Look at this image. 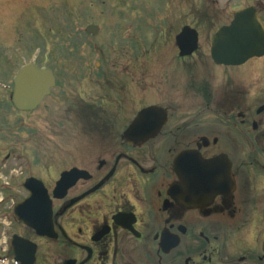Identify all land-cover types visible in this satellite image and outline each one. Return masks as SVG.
Segmentation results:
<instances>
[{
  "label": "flooded vegetation",
  "instance_id": "flooded-vegetation-1",
  "mask_svg": "<svg viewBox=\"0 0 264 264\" xmlns=\"http://www.w3.org/2000/svg\"><path fill=\"white\" fill-rule=\"evenodd\" d=\"M12 18L0 12V192L9 195L0 200V264H264V84L247 66L253 59L223 88L200 82L194 106L166 94L144 106L137 59H32L16 69ZM28 63L53 80L37 107L20 110L15 78ZM151 105L155 113L131 128ZM34 113L40 135L73 131L40 173L27 154ZM39 186L47 196L18 209Z\"/></svg>",
  "mask_w": 264,
  "mask_h": 264
},
{
  "label": "rangeland",
  "instance_id": "rangeland-1",
  "mask_svg": "<svg viewBox=\"0 0 264 264\" xmlns=\"http://www.w3.org/2000/svg\"><path fill=\"white\" fill-rule=\"evenodd\" d=\"M260 2L264 0H0V12L7 11L13 17L16 69L32 59H47L49 63L56 58L116 63L137 59L142 71L135 76L141 81L139 96L144 106L155 101L157 95L166 94L190 107L201 99L200 82L209 81L210 88L216 91L237 73L235 67L216 65L211 60L209 49L214 30L229 24L236 10L249 5L257 6L264 20ZM88 24L97 25L98 31L88 34L85 31ZM185 25L197 30L198 50L179 58L174 36ZM74 44L76 51L71 49ZM247 66L252 68L257 85H263L264 57L253 58ZM110 69L119 74L118 67ZM189 80L193 87L187 89ZM171 82L174 87L170 89ZM16 117V123H21V116ZM30 122L37 135L27 154L31 173H40L39 166L44 162L55 164L62 144L73 138V131L67 126L64 135L59 136L52 129L40 135L44 124L41 113L32 114ZM7 177L0 171L2 181ZM8 197L0 192V200L4 199L6 204Z\"/></svg>",
  "mask_w": 264,
  "mask_h": 264
},
{
  "label": "water",
  "instance_id": "water-1",
  "mask_svg": "<svg viewBox=\"0 0 264 264\" xmlns=\"http://www.w3.org/2000/svg\"><path fill=\"white\" fill-rule=\"evenodd\" d=\"M86 31L90 34H95L98 31V26L89 24L86 27ZM175 43L180 57L191 55L198 48L197 30L188 25L183 26L175 36ZM210 56L214 63L224 66H238L253 57L264 56V23L259 18L256 7L248 6L236 11L229 24L221 25L214 30L211 38ZM52 80L50 71L40 69L33 63L24 65L15 78L13 102L16 108L31 110L37 107L42 98L48 93ZM157 108L152 105L141 110L132 122L131 128H134L136 123L141 121L145 123V119L155 113ZM74 171L71 170L62 174L61 180L58 181L54 190V196L57 195L56 192L60 183L63 182V177L64 179L68 178ZM40 189L42 190L41 193L37 189L32 188L31 195L25 202L17 206L18 209L23 206H30L32 211L35 208L33 204L41 200L42 196L44 198L47 196L46 191L41 187ZM45 208L50 219L51 209L48 198ZM21 218L24 221H28L27 218ZM31 225L37 227L34 224Z\"/></svg>",
  "mask_w": 264,
  "mask_h": 264
}]
</instances>
